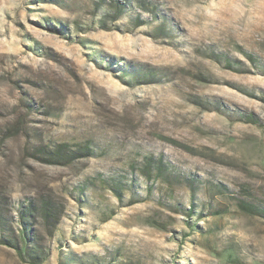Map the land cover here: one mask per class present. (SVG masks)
Wrapping results in <instances>:
<instances>
[{
    "label": "rangeland",
    "instance_id": "rangeland-1",
    "mask_svg": "<svg viewBox=\"0 0 264 264\" xmlns=\"http://www.w3.org/2000/svg\"><path fill=\"white\" fill-rule=\"evenodd\" d=\"M29 203L38 264H264V0H0V232Z\"/></svg>",
    "mask_w": 264,
    "mask_h": 264
},
{
    "label": "trees",
    "instance_id": "trees-1",
    "mask_svg": "<svg viewBox=\"0 0 264 264\" xmlns=\"http://www.w3.org/2000/svg\"><path fill=\"white\" fill-rule=\"evenodd\" d=\"M46 154L50 156L48 162L53 163H69L80 157H88L92 154L90 146H82L74 150L68 143H60L55 146L54 150L46 149ZM35 207L32 203L23 205L20 207L21 219H20V230L14 234L5 235L0 232V244L8 245L18 252L22 258H29L33 263H40V259H44L41 255V251L37 246L32 244V237L30 229L28 227V220L32 216ZM40 213L49 220L55 217V209L48 203L39 205ZM28 223V224H27ZM0 227H2V219L0 217Z\"/></svg>",
    "mask_w": 264,
    "mask_h": 264
}]
</instances>
